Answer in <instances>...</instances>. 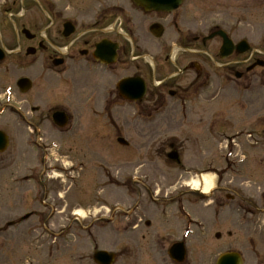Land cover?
Here are the masks:
<instances>
[{"label": "rangeland", "instance_id": "1", "mask_svg": "<svg viewBox=\"0 0 264 264\" xmlns=\"http://www.w3.org/2000/svg\"><path fill=\"white\" fill-rule=\"evenodd\" d=\"M195 2L199 33L220 28L228 19L237 37L259 39L264 0ZM47 3L0 0V17L11 12L26 14L25 21L41 19ZM37 77L34 93L41 101L40 112L70 104L62 76ZM20 97L14 91L10 106L18 108ZM254 108L246 114L231 113V107L224 120H213L209 113L192 123H172L170 133L159 122L147 134L150 129L137 121H80L60 129L50 118L31 122L13 107H0L7 109L0 114V131L9 139L0 155V264H94L96 251L115 254V264H174L164 252L180 241L187 250L183 264H215L225 252L240 254L244 264H264V223L262 236L261 230L242 227L253 215L247 203L264 193V175L259 174L264 135H248L243 129L255 128L250 123L259 109L264 127V106ZM177 126L183 127L182 133L175 132ZM119 139L128 147L120 146ZM170 145L179 154V164L167 158ZM200 174L210 187L227 188L236 202L246 201L241 203L243 213L233 206L232 211L213 213L209 194L188 187ZM76 212L80 218L74 217ZM247 231L254 246H245Z\"/></svg>", "mask_w": 264, "mask_h": 264}, {"label": "flooded vegetation", "instance_id": "2", "mask_svg": "<svg viewBox=\"0 0 264 264\" xmlns=\"http://www.w3.org/2000/svg\"><path fill=\"white\" fill-rule=\"evenodd\" d=\"M182 1L167 13L147 10L136 0H48L41 19L35 16L25 21L26 14L11 12L1 16L0 107H13L18 116L31 122L37 117L54 122L57 113L63 114L68 124L137 121L150 129L147 134L159 122L165 123L170 133L172 123H192L209 113L214 115L213 120H224L236 110L247 114L257 109L256 105L262 108L264 24L259 25V39L252 42L246 36L237 37L228 19L220 28L214 26L209 33H199L198 20L193 16L196 0ZM219 32L230 42L226 50L224 39L216 35ZM242 43L243 51L238 48ZM36 74L62 76L59 79L68 86L70 104L40 112L41 101L34 93L39 81ZM5 91L9 98L14 91L21 96L18 108L10 106ZM75 99L78 101L73 103ZM6 110H0V114ZM259 113L261 109L253 112L250 123L255 128L243 127L248 135H264ZM181 129L177 126L175 132L182 133ZM213 134L208 132L207 136ZM259 174L264 175V168ZM216 177L221 184L220 172ZM228 190L211 187L208 205L213 213L235 207L239 214L243 211L241 203L247 202H236V196ZM247 204L251 214H264V193ZM253 215L242 222L245 230L262 229L264 215ZM227 236L230 238V231ZM246 236L245 246H254L248 231ZM214 237L220 240V233ZM172 245L164 254L176 264L169 256Z\"/></svg>", "mask_w": 264, "mask_h": 264}, {"label": "water", "instance_id": "3", "mask_svg": "<svg viewBox=\"0 0 264 264\" xmlns=\"http://www.w3.org/2000/svg\"><path fill=\"white\" fill-rule=\"evenodd\" d=\"M182 3V0H136V4L140 7H144L147 10H155L170 13L178 8V6ZM216 35L221 36L224 39V47L223 49H227L229 47V41L226 39L225 35L222 32L217 33ZM54 124L63 129L67 125V120L63 114L57 113L53 117ZM119 144L126 145L123 140H119ZM9 146L8 138L5 134L0 132V154L4 153ZM172 161L177 160L176 154H171L168 156ZM170 256L172 260L177 263H182L185 260V250L183 244L174 245V247L170 250ZM115 256L113 254H109L107 252H97L93 261L96 264H114ZM216 264H242V259L237 253H225L221 255Z\"/></svg>", "mask_w": 264, "mask_h": 264}, {"label": "bare ground", "instance_id": "4", "mask_svg": "<svg viewBox=\"0 0 264 264\" xmlns=\"http://www.w3.org/2000/svg\"><path fill=\"white\" fill-rule=\"evenodd\" d=\"M201 182L202 183H199L198 180H193L192 182H190L188 185L193 189V190H198V189H202V194L205 195L207 194L211 187L209 186V182L208 180L203 176V178H201ZM76 217H81V213L80 212H76L74 214Z\"/></svg>", "mask_w": 264, "mask_h": 264}]
</instances>
